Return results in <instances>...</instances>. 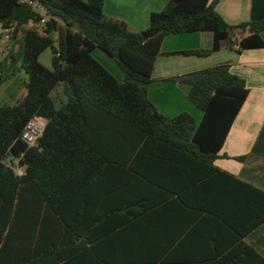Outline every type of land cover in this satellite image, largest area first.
<instances>
[{
    "label": "trees",
    "instance_id": "obj_1",
    "mask_svg": "<svg viewBox=\"0 0 264 264\" xmlns=\"http://www.w3.org/2000/svg\"><path fill=\"white\" fill-rule=\"evenodd\" d=\"M35 1L48 17L44 35L36 32L42 16L30 6L0 0V28L9 30L10 38L24 37L21 68L27 74L24 97L0 106V264H62L77 252L78 203L105 162L95 134L101 141H116L133 132L136 143L155 137L214 170L212 162L248 95L246 83L229 71V63L171 77L186 87L202 118L196 124L188 113L164 116L147 90L166 35L212 34L209 49L172 53L185 56H208L223 46L238 53L264 48V0H258L262 6L253 0L251 19L238 25L227 24L216 12L219 0H169L150 14L148 29L140 33L108 19L103 0ZM30 22L33 27L27 28ZM149 32L154 34L143 40ZM47 49L52 69L38 61ZM94 50L117 63L121 81L92 56ZM2 72L0 61V80ZM34 116L45 126L38 146L30 148L21 135ZM10 155L21 156V176L8 165Z\"/></svg>",
    "mask_w": 264,
    "mask_h": 264
},
{
    "label": "crops",
    "instance_id": "obj_2",
    "mask_svg": "<svg viewBox=\"0 0 264 264\" xmlns=\"http://www.w3.org/2000/svg\"><path fill=\"white\" fill-rule=\"evenodd\" d=\"M168 1L103 0V13L140 33ZM252 7L253 0H219L215 10L227 24L238 25L251 19ZM211 45L209 32L166 35L147 97L164 116L188 113L198 124L202 112L188 100L186 87L168 79L229 63L248 95L212 162L214 170L155 137L136 143L133 132L116 141L95 134L105 162L78 203V250L62 264H264V48L238 53L223 46L204 57L172 54ZM0 48V106L14 105L26 94L27 74L18 67L24 37L2 38ZM98 52L101 58L93 57L121 81L122 73L105 64L110 57ZM38 61L52 69L50 50ZM241 156L248 158L234 159Z\"/></svg>",
    "mask_w": 264,
    "mask_h": 264
},
{
    "label": "built area",
    "instance_id": "obj_3",
    "mask_svg": "<svg viewBox=\"0 0 264 264\" xmlns=\"http://www.w3.org/2000/svg\"><path fill=\"white\" fill-rule=\"evenodd\" d=\"M21 3H25L28 6H30L33 10H35L38 14L42 16L40 20L39 28H36V32L39 35H44V32L42 30V25L46 22L47 16L44 8L37 3L35 0H18ZM32 24V22H30ZM9 39V30H3L0 28V41L1 39ZM1 53V48H0ZM45 126V120L40 116H34L32 117L27 124L25 125L21 139L27 144L30 148H36L38 146V140L42 136L43 130ZM21 159V156L16 160L14 163H8V165H11L14 169L15 173L18 176H21L23 174V169L19 165V161Z\"/></svg>",
    "mask_w": 264,
    "mask_h": 264
},
{
    "label": "rangeland",
    "instance_id": "obj_4",
    "mask_svg": "<svg viewBox=\"0 0 264 264\" xmlns=\"http://www.w3.org/2000/svg\"><path fill=\"white\" fill-rule=\"evenodd\" d=\"M46 53H49V52H46ZM101 55H103V54H101L100 52H98V50L93 53V56L95 58H97V59H100L101 58ZM106 59H107L108 62H106L105 60H104V62H106L105 64L108 65V67L112 68V70H114V71H117V70L120 71V74L122 73L121 70H120V68H119V66L117 65V63L112 58H106ZM0 61H1V59H0ZM18 67H19L20 71H22V75H24L26 77V74L20 68V65H18ZM2 71H3V64H2ZM26 79H27V77H26ZM18 81L21 82L20 80H18ZM57 91H60V88H58V90H56V93L54 94V96L55 95H57V96L59 95V92H57ZM6 161L8 163H11V161H12V163L16 162L15 158L13 156H11V155L7 157Z\"/></svg>",
    "mask_w": 264,
    "mask_h": 264
},
{
    "label": "water",
    "instance_id": "obj_5",
    "mask_svg": "<svg viewBox=\"0 0 264 264\" xmlns=\"http://www.w3.org/2000/svg\"><path fill=\"white\" fill-rule=\"evenodd\" d=\"M153 34H154V32L144 33V34H142V39H143V40H147V39H149Z\"/></svg>",
    "mask_w": 264,
    "mask_h": 264
}]
</instances>
